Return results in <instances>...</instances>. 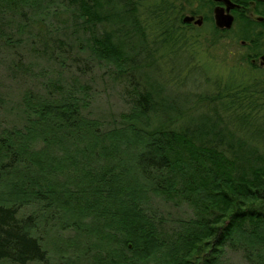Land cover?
Masks as SVG:
<instances>
[{
	"label": "trees",
	"instance_id": "obj_1",
	"mask_svg": "<svg viewBox=\"0 0 264 264\" xmlns=\"http://www.w3.org/2000/svg\"><path fill=\"white\" fill-rule=\"evenodd\" d=\"M75 1L85 24L119 26L91 35L98 55L128 69L144 63L143 52H132L137 44L128 47L127 26L138 33L134 7L124 12L123 3L122 12L115 0ZM172 2L157 8L167 44L184 27ZM231 82L211 99L212 111L196 114V107L174 106L153 84L137 96L125 125L111 129L84 115L76 97L26 91L23 125L0 127V260L48 258L36 213H22L38 201L43 213H61V227L77 232L64 243L79 248L70 258L86 264H221L228 249L264 264V126L250 123L264 115V98L253 95L264 93V84ZM215 99L235 114L236 132ZM153 194L185 202L193 215L164 227L147 210Z\"/></svg>",
	"mask_w": 264,
	"mask_h": 264
},
{
	"label": "rangeland",
	"instance_id": "obj_2",
	"mask_svg": "<svg viewBox=\"0 0 264 264\" xmlns=\"http://www.w3.org/2000/svg\"><path fill=\"white\" fill-rule=\"evenodd\" d=\"M169 1L177 5L181 21L184 15L192 14V8L193 14L203 15L204 19L202 25L182 21V37L177 35L175 42L167 44L160 33L157 10ZM114 2L118 10L126 12L134 7L138 15V33L134 32L132 24L127 26V34H133L128 47L137 44L132 52L138 50L146 57L135 70L128 69L127 65L119 66L114 56H100L95 52L91 35L100 36L119 26L111 21L93 26L85 24L75 0H0V127L23 125L22 96L26 91H32L36 98L76 97L84 115L100 121L102 129H111L125 125L137 96L152 90L153 84L165 98L172 99L174 106L196 107L193 108L195 114L212 111L210 101L226 81L229 84L233 79L243 85L251 83L255 89L264 84V68L251 67L248 60L242 58V52H233L241 48L239 39L232 38L237 34L238 25L225 34L216 30L212 9L215 2ZM123 3L126 4L124 9ZM260 44L264 47V40ZM253 95L264 98V93L254 92ZM212 104L229 127L237 130L235 114L233 117V113L222 106V100L215 99ZM250 123L264 126V115ZM250 123L249 132L253 128ZM239 132L236 134L242 135ZM31 210L37 215L36 233L48 249V258L29 264L87 263L84 258H70L79 248L75 250L64 240L73 238L77 232L61 227L64 223L61 213L53 216L43 213L38 201H30L22 207V213ZM147 210L166 228L193 215L185 202L168 200L158 194L150 196ZM53 211L58 210L54 208ZM0 264L12 263L0 260ZM221 264L249 263L241 251L228 249Z\"/></svg>",
	"mask_w": 264,
	"mask_h": 264
},
{
	"label": "flooded vegetation",
	"instance_id": "obj_3",
	"mask_svg": "<svg viewBox=\"0 0 264 264\" xmlns=\"http://www.w3.org/2000/svg\"><path fill=\"white\" fill-rule=\"evenodd\" d=\"M232 1L238 4L229 11L234 16L232 25L230 27H218L215 25L216 30L225 34V32L234 29L238 25V28H236L237 34L233 35L232 38L239 39L241 48L233 50V52H242V58L248 60L251 67L260 66L264 68V47H261L260 44L261 40H264V0ZM214 2L215 5L219 4L224 6V8L226 7L223 1ZM192 15H195V17L201 16L199 14ZM202 17L204 19L203 15ZM191 23L198 25L192 20L186 24Z\"/></svg>",
	"mask_w": 264,
	"mask_h": 264
},
{
	"label": "water",
	"instance_id": "obj_4",
	"mask_svg": "<svg viewBox=\"0 0 264 264\" xmlns=\"http://www.w3.org/2000/svg\"><path fill=\"white\" fill-rule=\"evenodd\" d=\"M214 1H223L226 4L225 8L224 6H221L219 4L215 5L212 8L215 25L218 27H230L232 25L234 16L229 11L231 8L236 7L238 4L232 0H214ZM202 19L203 17L201 16L195 17V15L186 14L183 16L182 21L188 23L191 22L192 20L196 24L200 25L203 22Z\"/></svg>",
	"mask_w": 264,
	"mask_h": 264
}]
</instances>
